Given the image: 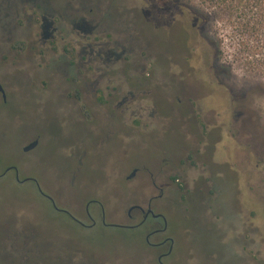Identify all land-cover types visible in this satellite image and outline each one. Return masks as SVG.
<instances>
[{"label": "rangeland", "instance_id": "rangeland-1", "mask_svg": "<svg viewBox=\"0 0 264 264\" xmlns=\"http://www.w3.org/2000/svg\"><path fill=\"white\" fill-rule=\"evenodd\" d=\"M79 3L93 26L88 41L94 47L126 45L129 98L119 114L100 105L97 92L87 116L66 97L73 94L67 78L84 38L62 18L77 13ZM191 4L0 0V81L7 93L0 95V173L11 165L20 173V181L14 171L0 175V264H159L147 253L142 228L104 225L96 204L107 222L122 223L134 199L148 188L160 193L153 180L164 187L167 228L151 240L173 238L167 264H264V80H253L235 62L233 48L224 45L219 60L204 36L198 40ZM42 13L53 14L50 29L59 28L45 55ZM181 16L184 22L176 23ZM188 36L199 45L193 72L184 59ZM62 61H70L69 75ZM102 91H108L104 83ZM33 140L37 145L26 150ZM205 174L217 188L215 199L194 189L183 201L173 182L191 175L198 188L194 178ZM94 199L89 211L100 221L84 227L75 219L90 223L85 207ZM164 209L155 206V212Z\"/></svg>", "mask_w": 264, "mask_h": 264}, {"label": "flooded vegetation", "instance_id": "flooded-vegetation-1", "mask_svg": "<svg viewBox=\"0 0 264 264\" xmlns=\"http://www.w3.org/2000/svg\"><path fill=\"white\" fill-rule=\"evenodd\" d=\"M80 7H74V13L72 16H66L62 18L65 15H62V18L64 21L69 22L72 24L74 29L78 32L79 36H82L84 38V41L79 42L76 45L77 54L79 57V60L77 63H75V72L73 76H68L67 81L71 83L73 86V94L70 95L66 94L67 98L73 99L74 105L77 107V111L82 115H88L91 110V98L93 97V93L97 92L100 93L101 96L96 97V101L104 106L106 105L109 110L112 112L116 111V113L123 112L125 109L122 108L125 105V101L129 98L127 94L123 91V83H124V68L125 63L123 61V54L126 50V45L120 43L118 41H115L114 44H99L96 45V47L91 44V41H88L89 36L91 35L93 26L89 21H87L86 17H84L82 14H80V10H82V3H79ZM85 9V8H84ZM51 10V8H50ZM53 15L49 13H42L41 14V36L43 39V47L45 49L41 50L42 54L45 55L48 51L52 50V47H55L54 38L57 36V31L59 30L58 27H53L50 29V26L52 25L53 21L48 20V16ZM183 16L180 17V19H174L177 22H184L182 19ZM65 24H69L64 22ZM195 26V23H193ZM199 29V28H198ZM66 27H61V32L65 31ZM186 31V30H185ZM201 30H198L197 38L198 40L203 38V34L200 33ZM187 34V33H186ZM188 35V34H187ZM64 39V36H62V40ZM190 37H187L186 44L184 45L188 49V53L185 54L184 59L186 61V65L191 69L195 70L197 68L196 65L193 64V57H196V52L199 49V45L195 44L193 45L190 41ZM130 40V39H129ZM133 40H130V44L133 45ZM52 42V43H51ZM64 50H66L65 45L62 46ZM47 48V49H46ZM119 48V49H118ZM121 48V51H120ZM41 54V55H42ZM105 55V59L102 58ZM198 60V59H197ZM65 65V72L67 75H69L70 72V61H62ZM199 63V61H198ZM1 82V81H0ZM102 83L105 84V88L108 90L107 92H99V85ZM2 84V82H1ZM3 88L4 85L2 84ZM5 94L0 91V95L3 99H6L7 93L4 88ZM132 93V92H131ZM129 93V94H131ZM133 100H134V95ZM140 107V104H138ZM129 108V107H128ZM138 108V107H137ZM140 109V108H139ZM206 111V115H210L211 112L208 111L207 108L204 109ZM113 116V115H112ZM206 127H209L208 124H201V130L202 133L205 136H208V134L211 132V129H206ZM211 134V133H210ZM34 141V140H33ZM31 141V142H33ZM30 142V143H31ZM29 143V144H30ZM187 150V148H186ZM192 158L191 152L187 153V159ZM205 163L203 165V170L205 169ZM136 169H134L135 171ZM10 171H14L15 176L18 181L20 173L16 169L15 166H7L3 172L0 173L6 174ZM133 171V172H134ZM136 172V171H135ZM203 172V171H202ZM134 174V173H131ZM130 176V175H129ZM191 175H186L184 181L182 183H174L176 185L177 189H182L184 191V195L182 197L183 201L187 202L189 201V194L196 189L201 195H203L204 192L212 193L214 196L212 199H215L216 197V191L217 188L215 184L213 183L212 179L205 175H199V177H195L197 181L200 180L201 186L198 188L195 186H191L192 179L190 180ZM28 180H32L35 182V179L32 177H27ZM194 181V182H197ZM191 183V184H190ZM203 183V184H202ZM212 183V184H211ZM153 187L155 189H159L160 193L158 195H152L150 188H148L147 191H145L140 197L133 200L131 205L127 208L125 212V220L122 223H114V222H107L105 213L102 209V205L97 200H90L86 203V215L90 219V223H85L80 219H75L76 222L81 224L84 227H93L98 224V218L92 214L89 211L90 205L93 204L91 202H98L96 204H99L101 207V223L104 225H111L115 227H124V228H142L144 231V242L146 247L148 248L147 253L148 255L152 257L153 260L157 261L159 264H167L165 261L166 258L170 257L173 253V238L169 236H163L161 238H155L153 241L151 240L152 236L157 233H162L167 228V222L166 218L164 217L165 212V204L166 200L163 199V196L165 195L164 187L162 185H159L155 180H153ZM38 190L42 195H46L44 191L38 186ZM216 192V193H215ZM49 200L52 201L53 206L56 209H59L56 205L55 201L49 197ZM158 205L162 209H164L163 212H155V206ZM64 209V208H63ZM66 213H68L66 210H63ZM70 216L72 214L68 213ZM159 215V216H157ZM161 220V222H160ZM246 239H250L249 243L253 242V237H246ZM247 243V242H245ZM261 243L263 242V239L261 240ZM69 264H74L72 262H69ZM92 264H99V262L92 263Z\"/></svg>", "mask_w": 264, "mask_h": 264}, {"label": "trees", "instance_id": "trees-1", "mask_svg": "<svg viewBox=\"0 0 264 264\" xmlns=\"http://www.w3.org/2000/svg\"><path fill=\"white\" fill-rule=\"evenodd\" d=\"M190 2L199 3L198 9L191 4L188 10L198 14L196 25L215 56L223 59L224 45L233 48L235 62L248 68L253 80H264V0Z\"/></svg>", "mask_w": 264, "mask_h": 264}, {"label": "water", "instance_id": "water-1", "mask_svg": "<svg viewBox=\"0 0 264 264\" xmlns=\"http://www.w3.org/2000/svg\"><path fill=\"white\" fill-rule=\"evenodd\" d=\"M0 91H2L5 94V91H4V88H3L2 84H1V82H0ZM37 143H38V141L34 140L33 142H31L30 144H28L26 146V150L32 149L33 147H35L37 145ZM157 216H159V215H157Z\"/></svg>", "mask_w": 264, "mask_h": 264}]
</instances>
